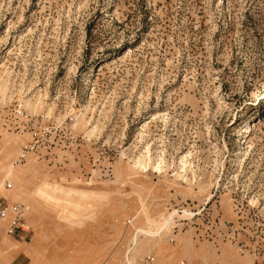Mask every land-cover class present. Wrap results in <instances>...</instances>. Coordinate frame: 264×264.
Here are the masks:
<instances>
[{
	"label": "rangeland",
	"instance_id": "1",
	"mask_svg": "<svg viewBox=\"0 0 264 264\" xmlns=\"http://www.w3.org/2000/svg\"><path fill=\"white\" fill-rule=\"evenodd\" d=\"M15 203L0 264H264V0H0Z\"/></svg>",
	"mask_w": 264,
	"mask_h": 264
},
{
	"label": "built area",
	"instance_id": "2",
	"mask_svg": "<svg viewBox=\"0 0 264 264\" xmlns=\"http://www.w3.org/2000/svg\"><path fill=\"white\" fill-rule=\"evenodd\" d=\"M29 209V206L24 203L0 205V221L13 215L9 229L10 234H14L17 228L20 230L26 229L27 223L25 222V214L29 212Z\"/></svg>",
	"mask_w": 264,
	"mask_h": 264
},
{
	"label": "crops",
	"instance_id": "3",
	"mask_svg": "<svg viewBox=\"0 0 264 264\" xmlns=\"http://www.w3.org/2000/svg\"><path fill=\"white\" fill-rule=\"evenodd\" d=\"M28 213L25 214V222L27 223L26 229L25 230H20L19 228H17L16 232L14 234H10V232H9L13 215H10L6 219L0 221V222H5L7 224L6 233H7L8 236L13 237V238L16 239V238L26 237V236H28L31 233V228H30V225H29V222H28V218H27L28 217Z\"/></svg>",
	"mask_w": 264,
	"mask_h": 264
},
{
	"label": "bare ground",
	"instance_id": "4",
	"mask_svg": "<svg viewBox=\"0 0 264 264\" xmlns=\"http://www.w3.org/2000/svg\"><path fill=\"white\" fill-rule=\"evenodd\" d=\"M25 105H30V103L27 101V102H25ZM247 131H249V128L247 129ZM183 158H185V159L184 160L182 159V163H183V165H182L183 167L182 168H184V170H186V167H187L186 166V158L187 157L184 156ZM160 163L161 162H159V165L157 166V169H160ZM137 165H139V166H141L143 168H146L147 167V165L144 164L141 160H138ZM43 194L47 198L52 196L49 192H46V191H44Z\"/></svg>",
	"mask_w": 264,
	"mask_h": 264
}]
</instances>
